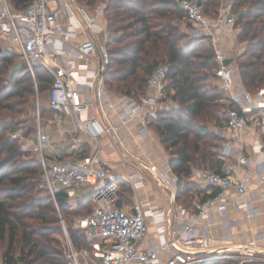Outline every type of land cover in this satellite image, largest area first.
<instances>
[{"label":"built area","instance_id":"built-area-1","mask_svg":"<svg viewBox=\"0 0 264 264\" xmlns=\"http://www.w3.org/2000/svg\"><path fill=\"white\" fill-rule=\"evenodd\" d=\"M231 5L230 2L222 7L217 16H208L198 0H180L190 35L206 38L215 49L218 63L215 75L225 95L219 116L232 136L219 146L218 153L223 159L220 168L202 167L192 171V178L207 186L208 195L195 196L189 208L177 205L176 213L172 209L151 207L140 200L131 208L119 206L123 177L102 158L99 147L103 135H110L124 147L119 128L112 120V111L118 113L122 124L142 115L140 134H147L148 116L156 115L149 107L171 101L166 92L167 65L161 63L152 70L147 80V94L141 99L123 94L113 100L105 79L111 55L107 36L101 37L106 28L99 21L105 14L104 3L97 4L93 13L79 0H32L21 10H15L7 0L0 5V31L8 41V49L19 53L34 78L37 66L44 67L53 77L49 104L55 114L51 122L68 121L77 141L92 147L98 145L81 160L71 157L50 160L46 151L51 135L40 111L36 117V133L28 139L35 145L29 150L37 152L41 159L42 186L47 187L58 209L57 194L61 190L66 191L67 201L73 205L80 200V188L88 187L91 191L93 210L78 225L90 247H78L62 220L63 248L69 264H204L230 259L232 255L227 253L230 249L215 250L212 239L200 231L197 223L204 217L212 218L216 212L226 216L230 208H242L250 216L264 213V209L253 207L252 201L238 202L231 197L233 192L242 197L252 192L254 176L264 183V86L254 92L238 86L233 69L229 64L224 65L229 56L219 46L224 35L240 30ZM252 124L254 140L250 156L245 136ZM22 130L20 127L11 136H22ZM137 175L143 179L142 174ZM125 180L133 183L132 178ZM167 187L173 188L171 182ZM148 217L156 224L158 239L143 248L141 244L149 229ZM256 251L248 247L240 252L238 264H264L254 257ZM0 264L7 263L0 261Z\"/></svg>","mask_w":264,"mask_h":264},{"label":"trees","instance_id":"trees-1","mask_svg":"<svg viewBox=\"0 0 264 264\" xmlns=\"http://www.w3.org/2000/svg\"><path fill=\"white\" fill-rule=\"evenodd\" d=\"M31 1L8 0L15 10L23 9ZM83 1L94 7L100 1L106 5L109 30L106 44L111 61L105 79L109 87L119 83L121 93L141 99L147 94V80L152 70L161 64L160 61L168 63L165 64L168 67L166 92L172 93V99L178 105L159 110L156 117L148 116V121L170 155L171 169L178 178L176 200L191 207L196 196L190 180L193 167L207 164V167L220 168L222 165L218 153L220 137L204 123L199 124L207 119L217 120L220 99L224 95L222 89L213 91L207 85L210 77H216L218 67L214 47L206 43L204 37H192L190 25L182 29L178 20L180 15L186 18V14L180 0ZM201 1L208 16H217L223 7L222 0ZM230 2L236 25L241 27L238 39L245 43L244 52L237 58L241 83L254 92L264 86V0ZM16 54L19 53L14 50H0V238L8 241L2 261L7 264L18 261L69 264L58 237L62 231L58 208L47 187L42 186L40 156L28 154L27 157L20 141L11 137L25 123L16 121L9 114L23 112V107L29 106L30 99L34 98L36 89L39 93L48 91L49 96L53 77L44 67L37 66L34 78L26 63L21 66L14 59ZM9 71L10 76L5 79ZM49 111L54 116L55 111L50 105ZM35 121L26 127V136L36 133ZM81 145L70 155L74 160L89 154L88 143ZM34 190L45 194L36 197L32 193ZM122 191L127 193L129 188L120 183L119 206ZM189 194H192L191 198L181 202V198ZM57 199L60 209L69 206L75 214L86 202L92 204L93 210L91 193L81 197L76 205L67 201L64 190L57 194ZM28 218L41 223H30ZM70 234L78 247H90L82 229L71 228ZM15 245L19 246V257L15 255ZM230 263L231 260L223 259L222 263L208 261L204 264Z\"/></svg>","mask_w":264,"mask_h":264},{"label":"crops","instance_id":"crops-1","mask_svg":"<svg viewBox=\"0 0 264 264\" xmlns=\"http://www.w3.org/2000/svg\"><path fill=\"white\" fill-rule=\"evenodd\" d=\"M3 2L4 0H0V5H2ZM229 3L230 0H225L223 7L227 6ZM99 21L100 24L106 28V31H103L104 37L108 36L106 20L102 17ZM238 32L239 30H236L224 35L219 45L231 59L229 63L231 68L233 63L237 61V55H241L245 50V43L239 41ZM7 42L5 35L1 34L0 31V45L2 48H4L3 45L6 46ZM235 79L237 85L241 86L240 75L239 79H237L236 76ZM110 89V98L113 100H118L119 97L123 95V93H117L111 87ZM174 101L175 100H173V102ZM165 103L166 101H162L158 105L151 106L149 107V111L157 113L161 109H169V107H165ZM111 113L114 124L119 128L124 147H121L110 135L102 136L99 147L102 158L116 173L123 177L120 183L129 188V192L123 193L122 191L120 194L122 200L121 206L131 208L134 202L140 200L149 203L151 207L162 208L165 211L172 209L173 212L176 213L177 205L180 204L176 200L178 178L175 179L177 176L171 169L170 155L163 145L159 134L151 125H149L147 134H140L142 119L144 118L142 115L134 117L126 124H122L118 113L115 111ZM151 117H156V115ZM53 124L57 126L56 131L59 134L57 139H53L54 134L51 128ZM45 128L51 135V141L46 151L47 157L50 160L70 157L71 154L68 153L65 155L63 149H65L66 144L72 145L73 150L77 148V145L71 144L72 142L68 141L69 136L75 135L71 124L68 121L62 124L50 121ZM253 132L254 128L252 124L245 136L246 143L248 144L247 150L250 156H252L253 153ZM216 133L220 137V144L224 139H228L232 136V132L228 131L225 125L216 127ZM58 144L59 146L56 147L55 145ZM88 145L89 152L93 147H98V145H94L93 147L90 144ZM73 152L74 151L71 153L73 154ZM220 159L223 164V159L221 157ZM197 168L193 167V171ZM251 170L253 171L252 168ZM137 174H142L143 179ZM192 177L191 175L190 180L196 181ZM127 178H132L133 183L127 182L125 180ZM141 181L143 182L142 184ZM135 182H140V184L135 185ZM168 182H171L173 188L167 187L169 184ZM200 184V191L196 192L195 195L205 197L208 195V188L203 183ZM253 188L254 190L247 196L242 197L233 192L231 193V197L238 202L252 201L253 207L264 209V183H260L256 176H254ZM80 189V198L87 196L91 192L90 189L86 187V190L88 189L87 192L81 195ZM148 223L149 229L141 244L143 248L150 247L158 239L156 224L150 217H148ZM197 226L201 232L212 239L215 250L230 249L245 252L246 248L251 247L254 248L255 251L257 250L256 253L264 255V213L258 216H250L247 211L242 208L238 210L230 208L228 215L224 216L216 212L212 215V218H202L197 223Z\"/></svg>","mask_w":264,"mask_h":264},{"label":"rangeland","instance_id":"rangeland-1","mask_svg":"<svg viewBox=\"0 0 264 264\" xmlns=\"http://www.w3.org/2000/svg\"><path fill=\"white\" fill-rule=\"evenodd\" d=\"M79 2L84 4V5H86L85 1H83V0H79ZM224 2H225V0H222L223 4H224ZM99 3H104L105 4L104 1H100V2H98V4ZM87 7H88V10L90 11V13H93L94 6L87 4ZM103 18L106 20V15L105 14H104ZM178 22L180 23L182 29H185V28L187 29V27H189V23L187 22L186 18H184L183 15H180V19L178 20ZM106 23H107V21H106ZM108 35H109V30H108ZM101 37H102V39H104V33L101 34ZM205 41H207V40H205ZM206 43H208V42H206ZM3 47H4L3 49H8V46L3 45ZM1 48H2V46H1ZM14 56H15L14 59H16L20 63L21 66H23V64H25L24 60L21 58V56L19 54H16ZM238 57H239V55H237V58ZM159 63L168 64L167 62H164V61H160ZM232 68H233V71L235 73L236 78L239 79V69H238L237 61L233 63ZM9 74H10V71L7 72V74L5 76V79L9 78V76H10ZM207 85H208L209 89H211L213 91H220V89H221L220 82L218 81V79L216 77H210L208 79V81H207ZM118 86H120L119 83H113L111 88L113 90H115L117 93H121V91L119 90L120 87H118ZM167 95H168V98H171L170 99L171 101H166V103L164 104L166 108L167 107L171 108V107L175 106V103H176V105H178V102H176V101H174V103H171V102H173L172 101L173 99H172V93L171 92L167 91ZM224 97H225V95H222V97L220 99V104H221L220 106L221 107L219 108V110L217 112V120L216 119H209V120L207 119L204 122L203 121L199 122V124L200 123H204L206 125V127L209 130L213 131L216 135H218L216 133V127H220V126L222 127V126L225 125L224 121L219 116V111L225 105ZM49 105L50 104H49L48 91H46L44 93H39V91L36 89V94H35L34 98L32 97L30 99V105L29 106L23 107V108H25L23 110V112H15V111L14 112H9L10 116L13 117V119H16V121H23L25 123V124H21V125H23L25 127L24 128L23 126H21L23 128V130L21 132L22 136L20 135V136L16 137L15 139H18V141H20L22 149L25 151V154H27V157H29L28 154H30V155H39V154L37 152L33 151V150H29V148L34 147L35 145L33 143L34 141L29 142L28 139L34 137V135L29 134L28 136H26V127L31 125V123L36 120L38 111H40V114L43 116L42 117L43 124L45 126H47L50 123V121L52 120V118H53L52 114L49 111ZM67 125H69V124H67ZM51 126H52L51 127L52 128V132L54 134L53 135V139H55V138L57 139L59 137V134L56 131V127L57 126L54 125V124L51 125ZM12 138H14V137H12ZM68 139H69L68 141L72 142L71 144L77 145V148L82 146L81 142L76 140L77 139L76 135H73V136L71 135V136L68 137ZM55 146L58 147L59 144L55 145ZM77 148H75V150ZM63 150H64L63 153L65 155L68 154V153L72 154L71 152L74 151L73 150V146L72 145L70 146L68 144H66L65 149H63ZM211 151H214V150H211ZM215 151H217V150H215ZM23 157H26V156L24 155ZM207 166H209V165H207V164H204V166L203 165H201V166L200 165H196L194 167L202 168V167H207ZM192 182H193L192 183L193 191L195 193L199 192L201 184L198 183L197 181H194V180H192ZM87 190H86V187H83L82 189H80V194L81 195L84 194L85 192H87ZM176 190H177V188H176ZM32 193L36 197H43V195L45 194V192H38V190H34V191H32ZM191 195L192 194L183 196L181 198V202L189 200L191 198ZM74 205H76V204H74ZM81 207L82 208H80L79 213H76V214L72 210H70L69 206L66 207V208H62V209H60V207H59L60 211H59V209L56 208L58 210L57 212H58V214L60 215V218H61V224L60 225L62 226V231H61L60 234H58V237L62 241V245H61L62 247H63L64 237H65L64 236L62 220L65 221V224H66V226L68 228L69 233H71V228L80 229L78 227L79 221L82 218H84L85 216H87L88 214H90V211L92 210V204H90L89 202L88 203L86 202ZM47 214L51 215L49 212H47ZM27 221H29L30 223H36V222L41 223L40 220H35V219H30V218H28ZM7 246H8L7 238H5V239H1L0 238V261L3 260L2 259L3 258V253L7 249ZM14 252H15L16 257H19V255H20L19 246L15 245ZM227 253L232 255V258L227 259V260H231L230 264H238V255L240 254V252L236 251V250H230ZM254 257H256L258 260H261V261L264 262V255H262L260 253H255ZM214 261H221V263H222L223 259H216Z\"/></svg>","mask_w":264,"mask_h":264},{"label":"water","instance_id":"water-1","mask_svg":"<svg viewBox=\"0 0 264 264\" xmlns=\"http://www.w3.org/2000/svg\"><path fill=\"white\" fill-rule=\"evenodd\" d=\"M198 3H199V5H202V1L201 0H198ZM0 50H2L1 46H0ZM230 62H231V59L230 58H227L224 61V65H228Z\"/></svg>","mask_w":264,"mask_h":264}]
</instances>
